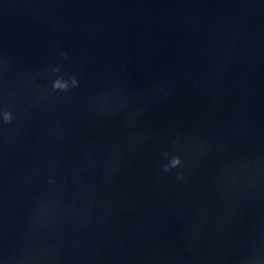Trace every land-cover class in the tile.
I'll return each mask as SVG.
<instances>
[{
	"label": "water",
	"instance_id": "water-1",
	"mask_svg": "<svg viewBox=\"0 0 264 264\" xmlns=\"http://www.w3.org/2000/svg\"><path fill=\"white\" fill-rule=\"evenodd\" d=\"M0 264H264V0H0Z\"/></svg>",
	"mask_w": 264,
	"mask_h": 264
}]
</instances>
